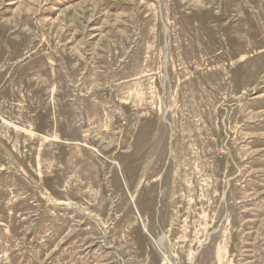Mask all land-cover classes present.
<instances>
[{
	"label": "rangeland",
	"instance_id": "rangeland-1",
	"mask_svg": "<svg viewBox=\"0 0 264 264\" xmlns=\"http://www.w3.org/2000/svg\"><path fill=\"white\" fill-rule=\"evenodd\" d=\"M0 264H264V0H0Z\"/></svg>",
	"mask_w": 264,
	"mask_h": 264
}]
</instances>
